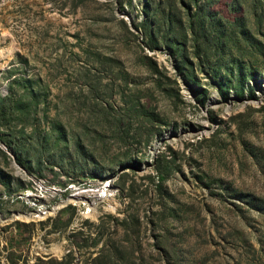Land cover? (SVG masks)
<instances>
[{
  "label": "rangeland",
  "instance_id": "obj_1",
  "mask_svg": "<svg viewBox=\"0 0 264 264\" xmlns=\"http://www.w3.org/2000/svg\"><path fill=\"white\" fill-rule=\"evenodd\" d=\"M181 1L0 0V264H264V0Z\"/></svg>",
  "mask_w": 264,
  "mask_h": 264
},
{
  "label": "trees",
  "instance_id": "obj_2",
  "mask_svg": "<svg viewBox=\"0 0 264 264\" xmlns=\"http://www.w3.org/2000/svg\"><path fill=\"white\" fill-rule=\"evenodd\" d=\"M197 0H188V2H187V4H185V8H182L184 11H183V14L187 17V29L191 32L194 28H192V22H190V20L192 19V18H194L195 20L197 19V18H201V15L199 14V8H198V6H197ZM179 3H183L181 0H179ZM190 4H194L195 6H197V9L195 10L194 9V12H191L190 14H188L189 13V11H190ZM188 19H189V23H188ZM141 24L143 25V24H145L146 25V27L145 28H143V30L146 32V35H147V39H148V41L149 42H147V44H146V46H147V48L148 49H152L155 45L153 44V42H152V40L151 39H153V38H151L152 37V33H153V30H152V28H150L149 27V22L148 23H146L145 21H143V22H141ZM140 24V25H141ZM201 26L200 27H198V28H201V29H206V25H204L203 24V22L201 21ZM191 33H193V34H196V30L194 31V32H191ZM193 39V41L195 40V41H197V37L195 38V37H193L192 38ZM181 44L182 43H180V42H178V44H176L177 46L176 47H179V46H181ZM169 45H171V44H167V46H169ZM200 46L197 44V45H194L193 46V49H194V54H195V57H197L198 56V52L200 51ZM141 60L143 61V63L146 65V67L148 68V69H150L151 71H153V72H158V70H157V67H156V64H155V62H154V60L150 57V56H147V55H142L141 57ZM181 63H183V61L181 62ZM224 68H225V74H227V73H230V72H232V67H229V68H227L228 66H223ZM237 71L241 74L242 73V71H241V69H240V67L239 66H237ZM186 77L188 78L189 77V74H186ZM143 115L146 117V119H148V120H151V118H152V113H149V112H144L143 113ZM148 116V117H147ZM159 178L160 179H162L163 178V176L162 175H159Z\"/></svg>",
  "mask_w": 264,
  "mask_h": 264
},
{
  "label": "bare ground",
  "instance_id": "obj_3",
  "mask_svg": "<svg viewBox=\"0 0 264 264\" xmlns=\"http://www.w3.org/2000/svg\"><path fill=\"white\" fill-rule=\"evenodd\" d=\"M109 189H107L106 188V191H105V193H102L101 194V196H100V198H99V200H101V199H103L104 197H106V196H109ZM105 194V195H104ZM108 194V195H107ZM78 202V201H77ZM111 210H113V208L112 207H109ZM93 213H94V209H92L91 210ZM46 214H42V215H38V214H36V217H38V218H42V217H44ZM87 215H89V213H87ZM15 217L16 218H20V219H25V220H28L30 217H29V215H15Z\"/></svg>",
  "mask_w": 264,
  "mask_h": 264
}]
</instances>
